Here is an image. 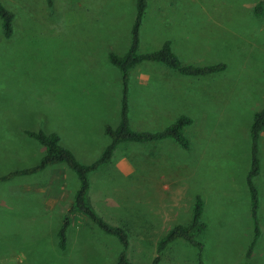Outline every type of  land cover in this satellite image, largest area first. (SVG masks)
I'll return each instance as SVG.
<instances>
[{"label": "rangeland", "instance_id": "1", "mask_svg": "<svg viewBox=\"0 0 264 264\" xmlns=\"http://www.w3.org/2000/svg\"><path fill=\"white\" fill-rule=\"evenodd\" d=\"M0 1L14 14L8 38L0 21V176L40 162L44 147L28 131L54 132L79 162H94L111 141L105 127L120 120L122 74L108 54L127 51L136 0ZM166 40L184 65L226 68L189 76L140 62L127 80L129 124L161 131L186 115L190 146L170 138L120 142L109 162L88 174L90 202L127 230L129 259L148 264L159 238L189 222L198 196L202 250L177 239L157 264L242 263L253 236L247 174L252 115L264 104V0H146L138 52ZM136 73L157 76L154 87L134 80ZM259 157L253 183L260 235L251 261L264 264V131ZM78 186L64 163L0 182V264H114L117 238L78 213L71 214L66 248L58 247L56 233Z\"/></svg>", "mask_w": 264, "mask_h": 264}, {"label": "trees", "instance_id": "2", "mask_svg": "<svg viewBox=\"0 0 264 264\" xmlns=\"http://www.w3.org/2000/svg\"><path fill=\"white\" fill-rule=\"evenodd\" d=\"M261 3L258 2L255 11L259 12ZM146 0L135 1V17L131 28L130 44L127 51L118 55L114 52H109L108 59L111 64L116 66L122 74L123 80V95L121 99L119 123L115 128L107 125L105 127V133L110 136L111 141L105 147L101 156L90 164H84L79 162L74 154L67 148L63 147L59 143V136L54 133H46L42 130L37 132L28 131V135L36 139L43 147L44 154L40 159V162L32 167L23 170H17L7 175L0 176V182L11 179L16 175H27L43 170L49 165L64 163L68 168L72 169L78 177L79 186L74 194L73 202L67 207L63 214L62 223L56 233L57 244L60 249H65L66 231L70 223V217L72 213H78L81 216H86L94 224L98 226L100 230L108 235H112L117 238L120 243L121 250L118 254L117 260L114 264H139L133 262L128 257V251L130 246L129 235L127 230L119 225H113L106 221V219L100 215L92 203L90 202V182L88 174L96 170L100 165L109 162L111 155L117 145L124 141L133 142H151L165 138H170L175 141L180 147L188 149L190 144L185 137L183 130L186 126L190 125L192 119L186 115H180L170 125L161 131H136L130 127L128 119V86L127 80L129 71L132 67L143 61L160 63L166 67L180 72L183 75L189 76H205L211 73L221 72L226 68L224 63L195 66L191 64L184 65L180 62L178 56L172 51L171 41L166 40L156 50L139 53V30L142 22V18L145 13ZM13 19L14 14L7 9L0 1V21L2 27V33L4 37L8 38L13 33ZM264 131V104L259 110L255 111L252 115V121L250 124V150H251V164L250 170L247 174V184L251 199V218L253 224V236L247 246L245 252L246 260L238 264H255L251 261L254 246L260 235L259 219H258V191L253 183V178L257 176L261 170V160L259 157V139L261 133ZM202 213V200L197 196L192 206L191 217L188 223L175 224L169 228L157 241V255L152 259L151 263L157 264L160 260V253L165 247L177 240L183 239L196 246L198 251L202 250V244L195 236L198 232L204 229L205 224L201 221Z\"/></svg>", "mask_w": 264, "mask_h": 264}, {"label": "crops", "instance_id": "3", "mask_svg": "<svg viewBox=\"0 0 264 264\" xmlns=\"http://www.w3.org/2000/svg\"><path fill=\"white\" fill-rule=\"evenodd\" d=\"M141 26V25H140ZM152 63H156V62H152ZM156 64H159V65H162L160 63H156ZM164 66V65H163ZM145 74V75H144ZM147 74V75H146ZM134 80L138 81V82H141L142 84L146 85L145 83L149 82L153 87H154V83H155V79L157 76H153V75H150L149 73H136L134 74ZM150 75V76H149ZM166 75L164 76H161L162 78H165ZM150 79V80H149ZM165 82H167V80L165 79ZM172 90V89H171Z\"/></svg>", "mask_w": 264, "mask_h": 264}]
</instances>
